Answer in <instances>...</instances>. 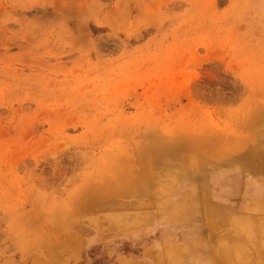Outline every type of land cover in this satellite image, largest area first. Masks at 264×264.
<instances>
[{
  "label": "rangeland",
  "instance_id": "obj_1",
  "mask_svg": "<svg viewBox=\"0 0 264 264\" xmlns=\"http://www.w3.org/2000/svg\"><path fill=\"white\" fill-rule=\"evenodd\" d=\"M0 264H264V0H0Z\"/></svg>",
  "mask_w": 264,
  "mask_h": 264
}]
</instances>
